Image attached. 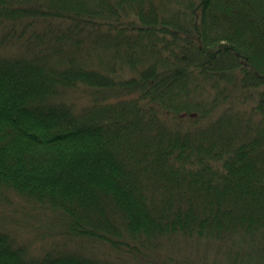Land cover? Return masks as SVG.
I'll list each match as a JSON object with an SVG mask.
<instances>
[{"label":"trees","instance_id":"trees-1","mask_svg":"<svg viewBox=\"0 0 264 264\" xmlns=\"http://www.w3.org/2000/svg\"><path fill=\"white\" fill-rule=\"evenodd\" d=\"M0 264H264V0H0Z\"/></svg>","mask_w":264,"mask_h":264},{"label":"rangeland","instance_id":"rangeland-1","mask_svg":"<svg viewBox=\"0 0 264 264\" xmlns=\"http://www.w3.org/2000/svg\"><path fill=\"white\" fill-rule=\"evenodd\" d=\"M34 245H35V244H34ZM181 246L184 248V250H186L185 247H184L183 245H181ZM184 252H185V251H184Z\"/></svg>","mask_w":264,"mask_h":264}]
</instances>
